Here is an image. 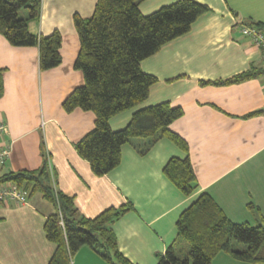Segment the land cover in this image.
Listing matches in <instances>:
<instances>
[{"label": "crops", "instance_id": "obj_1", "mask_svg": "<svg viewBox=\"0 0 264 264\" xmlns=\"http://www.w3.org/2000/svg\"><path fill=\"white\" fill-rule=\"evenodd\" d=\"M177 0H144L148 15ZM209 11L199 16L189 32L167 43L140 63L155 77L147 99L109 119L122 129L137 109L168 102L182 115L169 129L187 146V153L168 139L151 144L132 139L120 150V163L103 176L91 172L75 144L94 124L90 111H65L63 102L83 84L74 69L79 50L74 16H91L96 0H41L39 16L27 21L33 36L57 31L61 63L50 70L38 66L37 47L11 46L0 34V138L10 153L0 176L37 171L46 162L57 191L73 198L78 213L92 219L108 208L130 206L111 229L119 252L133 264H156L176 240L180 214L206 193L232 223H264V74L237 84L216 86L201 82L224 80L250 68H264L261 51L240 33L247 20L264 24V0H194ZM263 111L258 115L254 112ZM188 156L197 187L188 196L163 175L171 158ZM56 208L39 193L26 205L0 204V264H48L55 246L43 226ZM70 264H107L82 246ZM210 264H245L225 253Z\"/></svg>", "mask_w": 264, "mask_h": 264}, {"label": "trees", "instance_id": "obj_2", "mask_svg": "<svg viewBox=\"0 0 264 264\" xmlns=\"http://www.w3.org/2000/svg\"><path fill=\"white\" fill-rule=\"evenodd\" d=\"M142 1L96 0L90 17L73 18L79 41L74 69L82 73L83 84L64 100L63 109L68 112L77 108L94 114L93 128L75 144V150L96 176H103L119 165L121 147L132 139L146 140L141 154L161 138L187 153L185 142L169 129L182 111L168 102L137 109L120 130L113 131L108 124L111 117L142 104L156 82L155 77L141 70V61L165 43L189 32L193 22L209 11L197 1L177 0L143 15L138 8ZM40 5L41 0H0V34L11 46L37 47L39 69L46 71L61 63V36L56 30L46 36L28 33L26 23L39 16ZM22 10L23 17L19 15ZM241 25L264 34L262 22L247 20ZM3 72L0 69V95ZM261 74L264 68L252 67L230 78L201 84L231 85ZM261 113L254 112L248 117ZM162 172L184 196L197 187L188 156L171 158ZM51 178L46 162L35 172L18 171L0 176V182H14L29 189V195L39 193L56 208V213L43 226L46 240L55 246L48 264H70L82 246L92 249L108 264H133L119 252L111 229L132 207L108 208L87 219L78 213L72 197L55 189ZM175 228L176 240L158 257L156 264H210L219 253L245 264H264V223L230 222L206 193L180 214ZM232 241L242 246L233 249ZM182 242L188 249L183 258L177 254Z\"/></svg>", "mask_w": 264, "mask_h": 264}, {"label": "built area", "instance_id": "obj_3", "mask_svg": "<svg viewBox=\"0 0 264 264\" xmlns=\"http://www.w3.org/2000/svg\"><path fill=\"white\" fill-rule=\"evenodd\" d=\"M240 33L248 38L251 43L261 51V60L264 62V34L248 25L240 26ZM5 132V125L0 122V138ZM10 153V144L0 142V167L5 163ZM29 197V189L18 186L14 182H0V204L13 203L19 206L26 205ZM61 224V222H60Z\"/></svg>", "mask_w": 264, "mask_h": 264}, {"label": "rangeland", "instance_id": "obj_4", "mask_svg": "<svg viewBox=\"0 0 264 264\" xmlns=\"http://www.w3.org/2000/svg\"><path fill=\"white\" fill-rule=\"evenodd\" d=\"M19 15L23 17L25 15V12L22 10V11H20ZM180 244H181V246L177 248L178 249L177 254H180L179 257L183 258L187 255L188 249H187V246L185 243L182 242ZM240 246H242V245H239L238 243L232 241V248L233 249H239ZM180 249H181V251H179Z\"/></svg>", "mask_w": 264, "mask_h": 264}]
</instances>
